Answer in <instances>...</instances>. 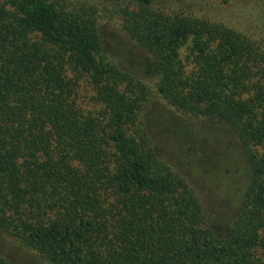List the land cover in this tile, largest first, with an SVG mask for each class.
<instances>
[{
  "label": "trees",
  "instance_id": "obj_1",
  "mask_svg": "<svg viewBox=\"0 0 264 264\" xmlns=\"http://www.w3.org/2000/svg\"><path fill=\"white\" fill-rule=\"evenodd\" d=\"M153 104L242 141L250 183L226 234L161 153L174 122ZM0 232L43 264H264V0H0Z\"/></svg>",
  "mask_w": 264,
  "mask_h": 264
},
{
  "label": "rangeland",
  "instance_id": "obj_2",
  "mask_svg": "<svg viewBox=\"0 0 264 264\" xmlns=\"http://www.w3.org/2000/svg\"><path fill=\"white\" fill-rule=\"evenodd\" d=\"M103 31L107 48L126 68L145 76L140 50L112 24H103ZM93 95L94 90L85 83L80 88L79 102L92 107ZM153 107L161 120L167 124L174 122L173 131L167 133L170 144L165 143L161 153L189 177L213 219L215 230L226 234L237 208L245 201L250 183L251 165L242 141L224 119L184 120L164 105L153 104ZM176 137L182 142L178 152ZM0 253L19 264H43L2 232Z\"/></svg>",
  "mask_w": 264,
  "mask_h": 264
}]
</instances>
